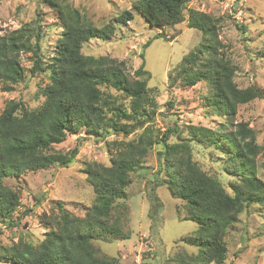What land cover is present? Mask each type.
<instances>
[{
	"label": "trees",
	"instance_id": "1",
	"mask_svg": "<svg viewBox=\"0 0 264 264\" xmlns=\"http://www.w3.org/2000/svg\"><path fill=\"white\" fill-rule=\"evenodd\" d=\"M191 1L137 0L134 9L151 26L164 28L186 21L188 27L201 31L198 45L167 72L168 90L202 81L207 87L206 105L219 115L233 116L240 104L263 98L264 91L255 84L237 86L235 66L219 38V19L189 8ZM42 2L56 13L61 28L54 53L44 66L39 57L43 30L38 16L33 23L0 34V84L4 91L13 90L25 77L21 54L33 55L30 72L47 70L50 74L39 106L29 108L21 100L10 99L0 112L1 222L14 225L11 216L20 204L19 191L4 184L6 177L69 166L78 154L79 142L69 150L57 147L69 135L84 133L100 141L112 134L123 138L105 141L108 165L85 163L83 170L94 199L83 216L71 213L62 201L53 202L50 213L40 214L47 225L44 237L37 244L20 238L1 247V258L13 264H122L118 257L102 254L94 241L130 238L132 231L123 229L128 210L126 189L132 174L145 168L146 156L158 144L161 149L156 152L154 179L146 180V191L155 202L149 215L155 218L161 208L155 191L165 184L172 196L183 201L185 218L197 223L196 230L181 240L200 247V251L179 255L178 264H222L227 256V230L245 206L264 201V183L255 168L261 147L254 130L240 121L227 132L188 124L184 129L187 137L181 136L176 125L155 133L150 122L161 104L147 86L143 57L130 73L123 60L82 53L89 39L114 36L115 23L126 24L133 18L132 11L123 10L97 26L66 0ZM240 28L245 30L243 24ZM138 130L135 137L128 138ZM173 133L177 140L169 142ZM191 141L214 144L224 154L223 170L234 178L228 183L231 192L193 159ZM146 258L142 255L144 264Z\"/></svg>",
	"mask_w": 264,
	"mask_h": 264
},
{
	"label": "rangeland",
	"instance_id": "2",
	"mask_svg": "<svg viewBox=\"0 0 264 264\" xmlns=\"http://www.w3.org/2000/svg\"><path fill=\"white\" fill-rule=\"evenodd\" d=\"M66 1L97 26L104 25L123 10L132 11L133 18L126 24L115 23L114 36L89 39L84 43L82 53L123 60L130 73L138 68L143 57L147 86L161 104L157 116L150 122L155 133L176 125L181 136L187 137L184 129L188 124L227 132L234 129L237 122H246L254 130L261 147L255 168L257 177L264 183V96L240 104L235 115L226 117L206 105L207 87L202 81L192 87L168 90L167 72L198 45L202 36L199 29L188 27L186 21L164 28L151 26L134 9L137 0ZM188 7L219 19V38L224 53L235 66L237 86L245 88L255 84L264 91V0H193ZM37 16L43 30L39 57L44 66L53 55L61 32L56 13L42 0H0V34L33 23ZM242 24L245 30L239 29ZM20 61L25 68V77L13 85L11 91H4L0 84V112L10 99L21 100L29 108H36L44 100L42 89L50 82L49 71L30 72L34 62L31 53L21 54ZM138 132L128 138L135 137ZM173 134L169 142L177 140ZM81 138L84 139L79 141ZM122 138L112 134L100 141L84 133L69 135L57 146L69 150L79 142L78 154L69 166L55 165L27 171L19 177H6L4 184L19 191L20 204L11 216L14 225L9 226L0 220V248L20 238L37 244L47 230L40 214L50 213L53 202L62 201L71 213L83 216L94 199L93 188L86 181L84 165L92 161L108 165L105 141ZM190 144L193 159L231 192L228 183L234 178L223 170L224 154L208 142L191 141ZM160 147L156 144L151 149L145 158V168L132 174V182L126 189L128 210L123 229L132 231L130 238L94 241L102 254L116 256L122 264H136L138 254H146V264H178L179 255H196L200 251V247L181 240L196 230L197 223L185 218L183 201L172 196L165 184L157 186L155 191L161 202L156 217L152 218L148 213L155 202L151 192L146 191V180L154 179L152 172L157 169L156 152ZM162 177L163 173L159 175L160 179ZM225 240L227 256L222 264H264V201L245 206L238 221L227 230ZM0 264L13 263L0 256Z\"/></svg>",
	"mask_w": 264,
	"mask_h": 264
},
{
	"label": "built area",
	"instance_id": "3",
	"mask_svg": "<svg viewBox=\"0 0 264 264\" xmlns=\"http://www.w3.org/2000/svg\"><path fill=\"white\" fill-rule=\"evenodd\" d=\"M135 262H136V264H144V262L142 261V256H141V254H138V255L136 256Z\"/></svg>",
	"mask_w": 264,
	"mask_h": 264
}]
</instances>
